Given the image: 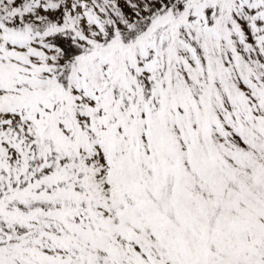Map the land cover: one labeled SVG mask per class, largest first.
<instances>
[{
	"label": "snow or ice",
	"instance_id": "obj_1",
	"mask_svg": "<svg viewBox=\"0 0 264 264\" xmlns=\"http://www.w3.org/2000/svg\"><path fill=\"white\" fill-rule=\"evenodd\" d=\"M0 264H264V0H0Z\"/></svg>",
	"mask_w": 264,
	"mask_h": 264
}]
</instances>
